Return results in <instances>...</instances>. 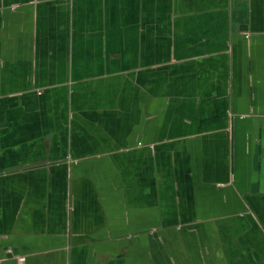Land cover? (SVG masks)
<instances>
[{
  "label": "crops",
  "instance_id": "1",
  "mask_svg": "<svg viewBox=\"0 0 264 264\" xmlns=\"http://www.w3.org/2000/svg\"><path fill=\"white\" fill-rule=\"evenodd\" d=\"M0 264H264V0H0Z\"/></svg>",
  "mask_w": 264,
  "mask_h": 264
}]
</instances>
